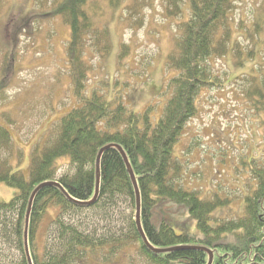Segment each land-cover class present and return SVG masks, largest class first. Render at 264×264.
Segmentation results:
<instances>
[{"label":"rangeland","instance_id":"1","mask_svg":"<svg viewBox=\"0 0 264 264\" xmlns=\"http://www.w3.org/2000/svg\"><path fill=\"white\" fill-rule=\"evenodd\" d=\"M140 1V15L128 21L125 8L133 0H113L110 5L109 0L100 2L95 22L108 31L110 48L102 57L87 43L83 59L91 71L84 96L96 93L111 107L122 103L137 114L151 108L149 118L155 125L163 116L173 92L169 84L176 76L168 70L167 58L190 13L184 0L182 14L171 18L166 15L165 0ZM52 2L0 0V126L9 132L13 145L11 151L0 149V161L8 159L12 171L25 179H29L32 151L41 149L50 130L80 104L72 94L66 58L69 29L52 16ZM229 24L231 42L239 44L238 50L244 54L243 64L238 66L230 53L208 60L221 87L199 93L198 114L173 147V157L183 167L179 187L197 193L200 199L217 196L229 200L212 214V226L242 214L245 198L255 185L251 170L264 161V116L254 112L242 96L238 80L264 75V0H238ZM123 47L127 50L121 52ZM247 53L251 55L245 59ZM98 127L104 128L103 124ZM57 163L63 164L57 177L72 173L67 159ZM15 195V189L0 184V203L10 202ZM56 213V208L48 210L36 233L41 256L57 253L63 245L55 227L50 226ZM134 218L130 201L123 197L64 215L65 223L103 244L97 253L85 249L74 264H149L139 256L136 245H118L132 236ZM169 219L177 234L198 233L195 221L183 208L174 209ZM9 228L11 225L0 232V258L14 264L20 251Z\"/></svg>","mask_w":264,"mask_h":264},{"label":"trees","instance_id":"2","mask_svg":"<svg viewBox=\"0 0 264 264\" xmlns=\"http://www.w3.org/2000/svg\"><path fill=\"white\" fill-rule=\"evenodd\" d=\"M52 1V16L61 19L69 29L66 58L72 94L80 104L50 130L41 149L32 151L29 179L20 172H13L8 159L0 161V184L16 190L10 202L0 203V232L5 233L11 225L9 230L20 251V259L14 264H28L23 241L25 214L31 194L40 185L44 186L36 192L29 215L28 248L32 264H74L85 249L97 253L102 248L101 241L96 243L65 223L63 216L66 214L80 213L117 197L127 198L135 214L132 182L115 146L125 153L137 181L142 229L151 246L148 248L143 243L134 218L132 236L119 241V247L136 245L139 256L149 264H208L209 255L204 250L212 253L211 264H264V161L262 166L251 170L255 185L245 198L242 214L234 219H220L212 226V214L227 206L229 200L217 196L200 199L197 193L179 187L183 167L173 157L174 144L186 124L198 114L199 93L221 87L211 73L208 60L230 53L238 66L243 64L244 54L238 50V42V45L232 44L229 24L238 0H184L190 17L179 27L175 49L166 65L168 70L176 72L169 84L173 92L162 118L155 125L149 118L151 108L137 114L128 111L122 103L111 107L96 93L84 96L91 71L83 59L87 43L90 41L91 47L102 57L110 48L108 31L95 22L102 0L95 3L90 0ZM112 1L109 0V5ZM142 2L133 0L125 8L126 21L140 15ZM165 2L167 17L182 14V0ZM126 50L121 48V52ZM250 55L247 53L245 59ZM238 80L243 86L242 96L254 112L264 116V75ZM101 124L102 130L98 127ZM12 147L9 132L0 126V149L11 151ZM103 148L107 149L99 159L98 195L89 204L95 194L96 159ZM63 158L67 159L72 173L57 177L63 165L57 161ZM52 208L58 213L50 226L55 227L63 245L57 253L46 252L41 256L35 237ZM178 208H183L195 221L197 234L175 232L169 216ZM163 249L173 250L168 253L154 251ZM0 264L8 263L0 258Z\"/></svg>","mask_w":264,"mask_h":264},{"label":"water","instance_id":"3","mask_svg":"<svg viewBox=\"0 0 264 264\" xmlns=\"http://www.w3.org/2000/svg\"><path fill=\"white\" fill-rule=\"evenodd\" d=\"M115 148L117 149V151L119 152L120 156L122 157L123 159V162H124V165L126 167V170L129 174V177H130V180L132 182V186H133V189H134V195H135V224H136V228H137V231L143 241V243L149 248L151 247L150 244L148 243L147 239H146V236L143 232V229H142V224H141V217H140V214H141V210H140V193H139V189H138V185H137V181L134 177V174L131 170V167H130V164L126 158V155L125 153L123 152V150L118 147V146H115ZM107 148H103L99 151L98 153V156H97V159H96V181H95V194H94V197L93 199L90 201L89 204H92L96 198H97V195H98V189H99V159H100V156L101 154L106 150ZM56 186L59 187L58 184H55ZM44 185H40L39 187H37L33 193L31 194L30 196V199H29V202H28V206H27V210H26V214H25V226H24V231H23V241H24V254L26 256V260H27V263L28 264H32V260H31V256H30V253H29V248H28V225H29V215H30V211H31V206H32V202H33V198L36 194V192ZM173 249H163V250H154L155 252H160V253H168L170 251H172ZM208 255H209V261H208V264H211L212 263V253L208 250H204Z\"/></svg>","mask_w":264,"mask_h":264}]
</instances>
